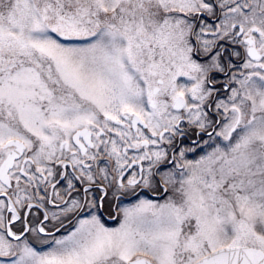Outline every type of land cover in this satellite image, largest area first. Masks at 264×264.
I'll list each match as a JSON object with an SVG mask.
<instances>
[{
  "label": "snow or ice",
  "instance_id": "1",
  "mask_svg": "<svg viewBox=\"0 0 264 264\" xmlns=\"http://www.w3.org/2000/svg\"><path fill=\"white\" fill-rule=\"evenodd\" d=\"M0 264H264V0H0Z\"/></svg>",
  "mask_w": 264,
  "mask_h": 264
}]
</instances>
